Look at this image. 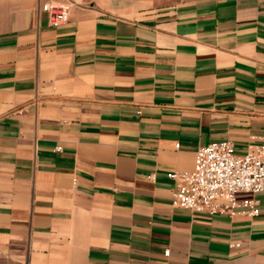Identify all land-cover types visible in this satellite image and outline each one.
Wrapping results in <instances>:
<instances>
[{"label": "crops", "instance_id": "0c3cea01", "mask_svg": "<svg viewBox=\"0 0 264 264\" xmlns=\"http://www.w3.org/2000/svg\"><path fill=\"white\" fill-rule=\"evenodd\" d=\"M218 140L264 143V0H0V264H264V193L171 205Z\"/></svg>", "mask_w": 264, "mask_h": 264}, {"label": "built area", "instance_id": "2783aa9c", "mask_svg": "<svg viewBox=\"0 0 264 264\" xmlns=\"http://www.w3.org/2000/svg\"><path fill=\"white\" fill-rule=\"evenodd\" d=\"M41 10L48 13L53 28L67 22L66 3L48 2ZM167 178L174 182L171 205L175 208L208 216L256 217L258 195L264 193V143L238 154L231 140L212 141L195 151L191 170L169 172ZM163 255L168 257L169 250Z\"/></svg>", "mask_w": 264, "mask_h": 264}, {"label": "rangeland", "instance_id": "374dc122", "mask_svg": "<svg viewBox=\"0 0 264 264\" xmlns=\"http://www.w3.org/2000/svg\"><path fill=\"white\" fill-rule=\"evenodd\" d=\"M237 153H238V154H243V152H242V151H241V152L239 151V152H237ZM260 195H262V194H259V195H258V197H259Z\"/></svg>", "mask_w": 264, "mask_h": 264}]
</instances>
